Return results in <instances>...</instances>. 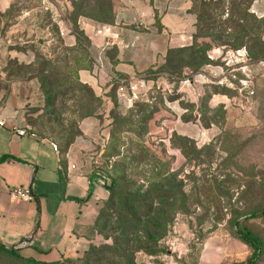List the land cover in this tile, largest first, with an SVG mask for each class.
I'll list each match as a JSON object with an SVG mask.
<instances>
[{
  "label": "rangeland",
  "instance_id": "rangeland-1",
  "mask_svg": "<svg viewBox=\"0 0 264 264\" xmlns=\"http://www.w3.org/2000/svg\"><path fill=\"white\" fill-rule=\"evenodd\" d=\"M208 1H213L212 6L205 7ZM223 2L194 0L190 5L188 23L190 27L193 22L198 24L190 45L197 61L192 63L189 52H184L173 60L171 73L155 71L146 75L147 81L167 78L165 85L150 83L152 87L147 89L144 81L134 82L139 84L138 100H155L153 105L148 103L154 110L163 93L169 100L183 98L182 105L188 110L185 119L199 120L204 127L216 126V137L206 142L189 139L191 143L181 147L171 127L162 134H147L153 115L145 127L140 122L136 124L144 127L145 134L130 133L127 125L128 120H134L133 100L127 111L116 114L125 134H108L105 142L95 144L88 155L92 167L102 175L119 177L124 174L120 170L126 167L129 180L139 170L150 176L154 163H160L168 173H177L182 182L180 191L188 211L176 215L158 242L156 254L138 252L136 264H198L205 250L214 254L217 264H251L253 248L241 239L240 230L260 238L262 248L255 264H264V216L250 215L264 212V0ZM119 6V0H12L6 16L8 28L22 26L18 31L22 35L20 41L28 42L25 51H31L33 59L23 63L24 71L19 69L18 74L19 67L10 60L9 78L16 81L19 75L27 79L43 70L52 75L57 83L51 87V95L36 80L35 85L22 78L19 81L24 83L22 89L29 99L25 112L28 125L61 143L63 148L80 135L81 122L95 116L101 104L93 102L89 89L79 83L78 73L88 64L87 59L94 67L85 44L82 48L72 46L69 51L62 49L57 37L59 30L53 24L66 21L78 44L80 36L74 23L78 24L82 17L109 23ZM238 18L246 23L248 27L244 28L250 29V35L234 32ZM237 52L243 53V57H238ZM43 55L46 60L41 59ZM31 63L34 66H29ZM146 90L147 94L140 96ZM56 93L54 106H49V96ZM214 95L221 99H214ZM108 117L114 130L116 116ZM189 152L195 153V159L191 160ZM134 157L138 162L132 161ZM108 208L100 205L90 219L89 230L94 237L89 248L112 244L97 227L105 222L100 217ZM89 248L60 264H87ZM0 264L30 263L0 254Z\"/></svg>",
  "mask_w": 264,
  "mask_h": 264
},
{
  "label": "crops",
  "instance_id": "crops-1",
  "mask_svg": "<svg viewBox=\"0 0 264 264\" xmlns=\"http://www.w3.org/2000/svg\"><path fill=\"white\" fill-rule=\"evenodd\" d=\"M119 2L111 23L83 17L78 21L94 65L80 69L79 78L101 99V109L81 122L80 135L64 151L59 144L58 153L52 148V142L57 141L29 132L25 117L29 99L22 89L24 83L9 78L10 60L23 64L33 59L31 51L20 49L28 43L20 41L18 31L22 26L0 33V121L4 122L0 126V157H7L0 162V247L18 250L24 258L51 263L79 255L90 247L94 237L89 230L90 219L109 198V191L88 155L95 144L115 134L108 114L115 117L133 105V100H128L129 91H118V80L128 84L144 81L147 89L153 84L165 85L167 78L147 81L146 75L165 64L170 50L190 46L194 41L195 24L190 27L188 23L193 0ZM11 6L12 0H0L1 13ZM57 25L63 43L77 46L70 25L66 21ZM147 91H141L140 96ZM197 94L199 99L200 92ZM160 96L155 103L158 108L148 121L147 134H162L171 127L175 134L195 141L216 137V126L204 127L199 120L185 119L188 110L182 105L183 98L169 100L166 93ZM213 98L221 99L215 95ZM153 101L144 102L153 105ZM24 128L25 135L17 134ZM10 188L26 189L32 199L12 201ZM209 251L205 250L198 264L218 263Z\"/></svg>",
  "mask_w": 264,
  "mask_h": 264
},
{
  "label": "trees",
  "instance_id": "trees-1",
  "mask_svg": "<svg viewBox=\"0 0 264 264\" xmlns=\"http://www.w3.org/2000/svg\"><path fill=\"white\" fill-rule=\"evenodd\" d=\"M194 2V0H193ZM192 2V4H193ZM222 3L223 0H221ZM213 1L205 2L207 4L205 7L212 6ZM222 3L218 5L221 6ZM192 9L190 7L189 11ZM10 10V9H9ZM9 10L6 13L0 12V33H4L8 29V22L6 21L7 15ZM116 11V10H115ZM115 11L113 12V18L111 22H113L115 17ZM212 15V14H211ZM211 17V16H210ZM242 18H238L236 21L237 26L235 27L234 32L240 33L241 35H250V29H245L244 27H248L246 23L241 22ZM109 22V23H111ZM232 22V21H230ZM226 23V22H225ZM53 24V23H52ZM235 24V21H234ZM75 28L78 31V35L80 36L78 39L79 48H82V44L88 43L87 38L83 35L76 22L74 23ZM56 30L58 26L53 24ZM195 27L198 28V24H195ZM72 29L73 25H72ZM196 29V28H195ZM59 30V29H58ZM57 30V31H58ZM56 34V33H55ZM195 32H193V36ZM58 39L60 40V44H62V49L64 50H73L72 47L66 46L62 39L60 38V34L58 31L57 34ZM34 44V41H32ZM84 46V49L86 47ZM21 50H25V45L20 46ZM251 51V49H250ZM184 52H189V57L191 62L194 63L197 61L195 57L196 54L192 51L191 46H185L182 48H177L174 50H170L168 54V58L165 64L156 71H166L171 73V67L173 60L176 56L180 55ZM261 52V50H260ZM253 54V52L251 51ZM35 54V53H34ZM87 54V53H86ZM36 57V56H35ZM41 57V56H40ZM47 56L43 55L41 59L46 60ZM17 74L19 69L24 71L25 65L18 63L16 60H13ZM88 64H86L82 68H90L91 67V60L87 59ZM10 63V61H9ZM8 63V69H9ZM12 63V61H11ZM29 66H34V63L29 64ZM81 68V69H82ZM174 68V67H173ZM149 72H154L150 70ZM180 73V72H174ZM173 74V73H172ZM22 78L23 81H37V84H41V88H48L47 95H51L52 86H55V79L52 78V75L48 76L43 71H38L35 75L29 76L27 79L23 77L17 76V79ZM82 84L83 87L89 89L91 93V98L93 102L96 104H101V99L95 95L93 90L90 88L89 85L79 82ZM126 86L129 87V84L125 82ZM129 91V90H128ZM130 93V92H129ZM58 93L49 96V100L51 105L54 106V102L57 99ZM137 98L135 108L133 111L134 120H128V129H130V133L134 134H145L146 130L144 127L147 124L148 119L153 115L156 111L154 106L148 105V103L143 102L144 100H138ZM152 107V108H151ZM92 112V111H91ZM136 117V119H135ZM141 118V119H140ZM50 119V118H49ZM140 119V120H139ZM116 115V122L114 126L115 134H121L124 128H121V124L118 121ZM141 123L140 126H136V124ZM135 124V125H133ZM144 124V125H143ZM136 126V127H135ZM30 133L41 135L42 133L36 131L34 128H30ZM43 137H51L47 135H41ZM175 139L179 140V145L181 147L186 146L187 143H191L189 138L174 135ZM64 151L66 148H63L61 143H58V149L60 152V146ZM187 147V146H186ZM192 149V148H190ZM191 153V152H189ZM192 158L191 160L195 159L196 155L194 152L191 153ZM7 157H0V162L5 161ZM136 157L132 159L133 162H138ZM141 160V159H140ZM159 163V162H158ZM160 164V163H159ZM155 164L152 166V174L148 176L145 171L139 170L132 174V177L127 178V169L123 167L120 172L124 173L122 176H115L113 174H109L106 176L103 174L105 185L109 191V198L103 203V205L109 206L107 212L100 217L101 219L105 220L104 223L100 224L98 227L100 233H104L106 238H110L112 240V244L110 245H103L99 248L91 247L89 248V253L87 254L88 261L94 262L98 264H136V254L138 252H142L148 255H155L158 242L165 236L166 232L170 228L171 224L174 221V218L178 213H186L188 210L186 200L184 199L183 193L180 191L182 187V182H180L177 178V173H168V170H165L163 167L164 165ZM133 165V164H131ZM153 172H155L153 174ZM127 173V174H126ZM107 180H111L108 182ZM124 182V183H123ZM251 217H260L264 216V212H253L250 214ZM241 239L249 244L253 248L252 256L249 258V262L251 264H255L259 253L262 248V243L259 237L253 235L249 231H239ZM0 254H4L10 258L20 260L30 264H60L64 260H67L70 257L63 258L60 261L46 263V262H39L33 259L24 258L13 248H8L5 246L0 247Z\"/></svg>",
  "mask_w": 264,
  "mask_h": 264
},
{
  "label": "built area",
  "instance_id": "built-area-1",
  "mask_svg": "<svg viewBox=\"0 0 264 264\" xmlns=\"http://www.w3.org/2000/svg\"><path fill=\"white\" fill-rule=\"evenodd\" d=\"M237 56L243 57V53L237 52ZM118 82H119L118 91L120 93L123 94L129 90L130 97L128 100L137 99L138 91H139L137 84H135L134 82H131V83H129V87H128V86H126L124 80H118ZM3 125H4V122L0 121V126H3ZM26 133H27L26 128L17 130V134H19V135H25ZM52 148L55 152H57V153L59 152L58 145L56 143L52 142ZM9 195H10V199L12 201H29L32 199L30 192L28 190L22 189V188H10Z\"/></svg>",
  "mask_w": 264,
  "mask_h": 264
}]
</instances>
